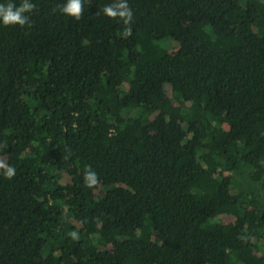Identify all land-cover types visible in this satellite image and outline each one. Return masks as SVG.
<instances>
[{
    "label": "trees",
    "instance_id": "1",
    "mask_svg": "<svg viewBox=\"0 0 264 264\" xmlns=\"http://www.w3.org/2000/svg\"><path fill=\"white\" fill-rule=\"evenodd\" d=\"M32 2L0 23V264H264V0H127L128 38L116 0Z\"/></svg>",
    "mask_w": 264,
    "mask_h": 264
},
{
    "label": "clouds",
    "instance_id": "2",
    "mask_svg": "<svg viewBox=\"0 0 264 264\" xmlns=\"http://www.w3.org/2000/svg\"><path fill=\"white\" fill-rule=\"evenodd\" d=\"M90 2V0H89ZM37 10V6L32 0H21L19 6L14 0H9L7 4L0 3V23L4 26H20L21 28L27 26L32 27L30 22L31 14ZM55 10V9H54ZM59 10L65 16L80 20L82 18L84 7L83 0H66V3L59 7ZM103 13L109 18H118L125 25L122 32L123 38H128L132 35V19L133 13L129 7L127 0H116L115 3L107 5L103 8ZM0 170L7 179L14 178L16 170L14 167L0 162ZM85 185L88 188H94L100 181L95 171L88 169L85 174ZM73 239H78L77 233H71Z\"/></svg>",
    "mask_w": 264,
    "mask_h": 264
},
{
    "label": "rangeland",
    "instance_id": "3",
    "mask_svg": "<svg viewBox=\"0 0 264 264\" xmlns=\"http://www.w3.org/2000/svg\"><path fill=\"white\" fill-rule=\"evenodd\" d=\"M175 51V49H173L171 52H174Z\"/></svg>",
    "mask_w": 264,
    "mask_h": 264
}]
</instances>
